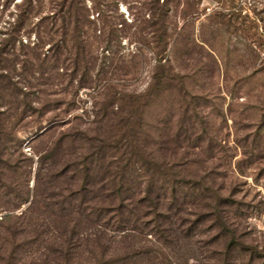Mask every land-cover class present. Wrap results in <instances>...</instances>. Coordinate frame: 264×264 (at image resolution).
Segmentation results:
<instances>
[{"label": "rangeland", "instance_id": "rangeland-1", "mask_svg": "<svg viewBox=\"0 0 264 264\" xmlns=\"http://www.w3.org/2000/svg\"><path fill=\"white\" fill-rule=\"evenodd\" d=\"M20 1L0 0V40ZM218 1L172 6L161 94L148 90L159 57L140 22L145 0H82L88 21L78 27L93 41L85 70L65 64L41 75L29 54L0 61L13 96L0 99V264H75L55 250L74 223L80 237L100 230L105 215L92 224L87 208L116 204L122 175L126 196L142 195L146 167L125 154L133 152L125 135L138 140L137 156L180 166L181 222L169 212L175 235L163 264H264V0ZM36 30L20 31L22 42L35 41ZM165 182L155 180L162 198ZM81 197L78 216L70 209ZM147 238L145 250L157 251Z\"/></svg>", "mask_w": 264, "mask_h": 264}, {"label": "trees", "instance_id": "trees-1", "mask_svg": "<svg viewBox=\"0 0 264 264\" xmlns=\"http://www.w3.org/2000/svg\"><path fill=\"white\" fill-rule=\"evenodd\" d=\"M195 1L145 0L142 3L147 15L140 22L149 24L152 30L150 38L154 45L153 54L159 57L158 64L152 75V82L148 88L151 92L153 90L157 94H161L166 87L165 82L169 80L167 68L170 67L167 64H161V58L168 48L167 27L165 25L167 24V16L174 3L178 6L181 5L184 11H188V9L193 7ZM212 1L219 2L218 0ZM84 9L82 0H21L19 3L13 4V17L7 22L11 29H7L9 32L6 38L0 40V61L7 60L10 56L20 57L29 54L39 60L37 72L41 73V75L44 73L48 74V72L56 73L60 67H65V64L72 65V67L82 65L81 68L83 70L87 69V55L90 53L93 41L90 42L89 38L82 32V27H78L80 19L88 21V18L84 16ZM45 10H47V14L44 13ZM2 13L3 11L0 10V21ZM34 28L38 29L35 33V41L32 43L28 41V44H24L21 40L20 31L24 29L29 32ZM31 44L32 46H30ZM45 46L47 47L45 48ZM4 71H6L5 68L0 66V78L7 80L8 75ZM53 81V78H48L49 83ZM6 84L7 82L0 80V99H2V103H6L3 100L6 97L9 102H12L11 98L13 96L6 91ZM24 97L19 102L28 103ZM135 102L138 104L137 107L141 104L138 99H135ZM135 102L132 104L135 105ZM127 126L125 125L123 128L127 130ZM125 137V150L130 148L133 151L125 154L131 153L127 154L130 158L134 155L136 159L144 160V167H146L144 170L148 176L144 182L145 190L138 198L132 199V196H126L130 189L126 186V178L122 175L118 193H122L124 196H121L116 204L105 202V205L85 207V210L87 208L89 212L83 214L86 215L83 219L92 222V224L96 223L94 220L98 217V214L105 215L101 220L103 221L102 224L99 225V222L97 223V227L100 230H93V232L80 237L76 230L77 224H72L65 240L60 238L61 241L64 240L62 243L66 249H63V244L59 245L55 250L56 259L81 264L77 260L84 254V264H163L164 253L162 248L168 249L167 244L171 245L169 238L175 235L171 232L172 229L169 226V223H171L169 221L171 218L169 212H174V218L180 211L181 201L185 196L182 192L179 194L175 187L178 180L175 178L173 169L180 166L177 163L170 168L152 157L146 159L143 155L137 156L134 152L140 147L138 140L136 138L129 139L126 135ZM5 164L7 165L8 173H11L9 170L11 171L12 166L8 162H5ZM2 174L4 172H0V177ZM157 176L165 178V183H169L170 191L168 197L162 198L158 187L156 188L155 180L157 181ZM79 193L80 191H78V195ZM81 199L82 197L78 198L79 201H77L76 206L70 209H75L78 216H82L83 201ZM21 201L24 203L27 200L23 199ZM192 216L193 220H187L189 229H193L197 219H199V215L195 213ZM106 217L111 221L113 220L114 225L110 229H112V232L117 233L116 236L108 235L106 224H110V222H108L109 220ZM217 217L218 215H216L215 219ZM179 218L181 217H178L177 220ZM75 219L77 220V218ZM179 221L181 222V219ZM137 236L143 238V240L137 243L134 242L137 241L135 239ZM147 237L152 239L149 242L159 246L157 251L145 250L146 248L141 241L148 239ZM223 254L226 256L227 252L225 251ZM223 254L221 253L222 256Z\"/></svg>", "mask_w": 264, "mask_h": 264}]
</instances>
